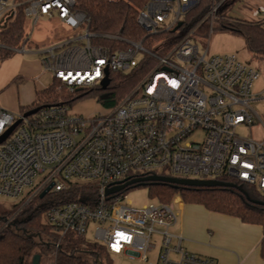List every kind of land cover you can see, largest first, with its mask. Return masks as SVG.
<instances>
[{
	"label": "built area",
	"instance_id": "1",
	"mask_svg": "<svg viewBox=\"0 0 264 264\" xmlns=\"http://www.w3.org/2000/svg\"><path fill=\"white\" fill-rule=\"evenodd\" d=\"M199 2L148 0L138 15L146 37L109 35L116 40L109 46L95 41L100 34L90 30V17L74 8L75 0H26L24 13L33 25L42 16L59 17L69 27L88 23L83 33L35 51L43 70L68 89L100 87L106 92L101 82L106 76L111 82V73L141 78L105 114L78 115L66 102L40 107L28 116L0 107V135L22 118L0 143V194L19 201L27 197L12 217L51 184L47 193L90 188L94 193L84 200L60 197L46 206L44 223L59 236L57 247L68 234L84 235L104 245L110 255L148 260V252L159 246L157 264H217L213 257L184 247L182 236L172 231L178 213L171 203L153 199L135 207L124 202L125 188L107 193L126 180L154 174L230 176L264 191V138L236 132L242 124L264 126L250 105L263 98L252 91L259 71L236 53L209 54V47L202 51L193 39L207 21L213 31L225 0H213L181 38L169 36ZM19 5L18 0H0V31L14 21ZM260 12L264 14V5L253 15ZM31 37L27 32L20 45L0 41V47L30 52ZM92 225L94 237L89 239ZM154 233L160 244L152 241ZM54 254L49 264H57Z\"/></svg>",
	"mask_w": 264,
	"mask_h": 264
},
{
	"label": "trees",
	"instance_id": "2",
	"mask_svg": "<svg viewBox=\"0 0 264 264\" xmlns=\"http://www.w3.org/2000/svg\"><path fill=\"white\" fill-rule=\"evenodd\" d=\"M17 16L5 29L0 31V41L16 47L21 44L27 34L24 7L26 0H18ZM148 0H75V9L90 17V30L100 34L96 42L114 46L116 40L109 35H119L129 39H142L146 32L138 23V15ZM213 0H200L182 19L183 29L195 25L211 7ZM240 33L245 38L248 49L258 57L264 58V20H231L220 13L215 19L214 27ZM214 30V29H213ZM11 50L0 48V60L10 55ZM141 78V74L111 73V82L106 92L100 90V99L106 105H115L127 94ZM61 81L54 79L49 86L38 91L37 100L29 106H23L21 112L40 106L62 102L71 103L88 93L86 89H77L70 95L72 99H61ZM62 88H67L62 84ZM103 93H108L102 97ZM218 180L235 183V186H188L168 182H148L152 198L164 203H171L176 194H180L185 203H198L212 211L239 217L242 221L262 225L264 230V191L257 185L230 176H222ZM136 186V185H133ZM130 187L122 190L125 193ZM93 194L92 189L77 188L61 193L49 192L43 197L36 195L12 217L23 205L27 197L10 206L0 203V264H33L35 254L56 253L57 264H113L106 247L91 242L84 235L68 234L62 238L59 247L55 245L59 236L42 221V213L51 201L64 199L84 200ZM12 218L10 224L2 227ZM87 243L86 246H81ZM85 252L91 259L83 256ZM261 253L264 257V236L261 241Z\"/></svg>",
	"mask_w": 264,
	"mask_h": 264
},
{
	"label": "rangeland",
	"instance_id": "3",
	"mask_svg": "<svg viewBox=\"0 0 264 264\" xmlns=\"http://www.w3.org/2000/svg\"><path fill=\"white\" fill-rule=\"evenodd\" d=\"M260 5H264V0H225L224 4L219 8L217 15L222 13L231 20H264L262 12L256 16L253 15V10L257 9ZM25 24L27 32H32L31 40L28 43V48L32 51L20 52L9 49L11 50L10 55L0 60V107L12 112H21L23 106L31 105L37 100L38 91L54 82L55 77L50 71L43 70L40 63L41 55L35 51L70 36L79 35L85 31L88 25V23H85L79 27H69L59 17L46 18L44 16L39 19L36 25H33V18L31 16H26ZM208 25L209 21L197 29L193 36L194 41L200 45L202 51L206 47H209V54L236 53L241 60L259 71V76L254 81L252 91L255 94H261L263 98L251 101L250 105L264 119V58L256 56L248 49L245 38L240 33L225 29L222 26H216L210 32ZM184 30L181 27L177 32L169 36L179 39L185 34ZM62 86L60 84L58 87L60 91L64 92L61 99H72L74 96L70 97V95H74L73 91L68 88H62ZM86 91L88 93L84 96L75 99L71 103L66 102L70 105L72 113L93 116L105 114L113 110L114 105L109 106L102 102L100 99L101 93L97 87L88 88ZM236 132L243 137L250 135L255 139L264 138V126L261 124L253 127L242 124L236 128ZM125 194L127 196L124 198V202L135 207H142L155 199L152 198L150 187L147 184L132 186ZM179 198L183 200L180 194H176L171 201L178 215L182 211L179 208ZM19 199L0 194V203L6 206L18 202ZM44 212L42 213L43 222H45ZM93 230L94 226L92 225L90 226L87 238L93 239ZM152 241L160 244L158 233L153 234ZM86 245L87 243L81 246ZM158 251L159 246L150 250L148 252V260H144L142 257L131 258L128 255H110V257L113 264H157ZM80 253L91 259L89 254L85 252ZM53 258H55L54 253L44 254L41 263L49 264V261L53 260Z\"/></svg>",
	"mask_w": 264,
	"mask_h": 264
},
{
	"label": "crops",
	"instance_id": "4",
	"mask_svg": "<svg viewBox=\"0 0 264 264\" xmlns=\"http://www.w3.org/2000/svg\"><path fill=\"white\" fill-rule=\"evenodd\" d=\"M178 203L182 211L172 231L182 236L187 250L213 257L217 264H264L262 225L181 198Z\"/></svg>",
	"mask_w": 264,
	"mask_h": 264
},
{
	"label": "water",
	"instance_id": "5",
	"mask_svg": "<svg viewBox=\"0 0 264 264\" xmlns=\"http://www.w3.org/2000/svg\"><path fill=\"white\" fill-rule=\"evenodd\" d=\"M180 25H181V22L177 26H180ZM109 82H110V79L108 76H106L101 82V87L103 89H106L109 85ZM107 95L108 93H103L102 97H106ZM39 109H40V106L31 108L24 112V116L31 115L37 112ZM21 119L22 118H19L18 120H16V122L10 128H8L3 134L0 135V143L8 137V135L11 133L14 127L21 121ZM156 181L168 182V183H173V184H182V185H188V186H214V185L235 186L236 185L235 183L221 181L218 179H193V178H182V177L154 174V175L126 180L125 182L121 184L108 188L107 193L117 192L128 186L146 184L148 182H156ZM51 186L52 184L49 185L45 190H43L40 194V197H43L47 193V191L51 188ZM5 225L7 224L5 223L2 227H4ZM40 258H41L40 254H35V256L33 257V264H39Z\"/></svg>",
	"mask_w": 264,
	"mask_h": 264
},
{
	"label": "flooded vegetation",
	"instance_id": "6",
	"mask_svg": "<svg viewBox=\"0 0 264 264\" xmlns=\"http://www.w3.org/2000/svg\"><path fill=\"white\" fill-rule=\"evenodd\" d=\"M103 92H104V90H103Z\"/></svg>",
	"mask_w": 264,
	"mask_h": 264
}]
</instances>
